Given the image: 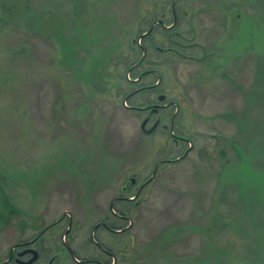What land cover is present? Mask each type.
Instances as JSON below:
<instances>
[{"label": "rangeland", "instance_id": "374dc122", "mask_svg": "<svg viewBox=\"0 0 264 264\" xmlns=\"http://www.w3.org/2000/svg\"><path fill=\"white\" fill-rule=\"evenodd\" d=\"M0 186V263L264 264V0H0Z\"/></svg>", "mask_w": 264, "mask_h": 264}, {"label": "flooded vegetation", "instance_id": "af4514ba", "mask_svg": "<svg viewBox=\"0 0 264 264\" xmlns=\"http://www.w3.org/2000/svg\"><path fill=\"white\" fill-rule=\"evenodd\" d=\"M167 29V28H166ZM166 108V106H163L162 109ZM155 114L158 113V111H154ZM148 121L147 120V123L148 124ZM160 123L159 121L155 123V125L157 126V124ZM154 125V126H155ZM135 183V182H134ZM133 183V184H134ZM41 239L38 238L36 240H32V241H28V242H25V244H22L21 248L18 249V250H21V252L19 251L18 253H15V254H8V259L7 261H4V263H0V264H28L35 256H36V261L32 264H38L40 263V261H44L45 263L47 262V259L45 258V260H42L43 258V253L41 250H37L35 248V245L37 242H39ZM96 246L100 249L101 247L98 245V243H96ZM36 253V254H35Z\"/></svg>", "mask_w": 264, "mask_h": 264}, {"label": "trees", "instance_id": "16d2710c", "mask_svg": "<svg viewBox=\"0 0 264 264\" xmlns=\"http://www.w3.org/2000/svg\"><path fill=\"white\" fill-rule=\"evenodd\" d=\"M133 184V183H132ZM1 187V186H0ZM1 191V190H0ZM4 202H5V205H6V207H8V209H10V215H13V214H16V212H15V210H14V208L11 206V204L9 203V201L7 200V198H4ZM0 218H2L1 216H0ZM109 229V228H108ZM171 230H169V232H170ZM178 231H180L179 229H178Z\"/></svg>", "mask_w": 264, "mask_h": 264}, {"label": "water", "instance_id": "95a60500", "mask_svg": "<svg viewBox=\"0 0 264 264\" xmlns=\"http://www.w3.org/2000/svg\"><path fill=\"white\" fill-rule=\"evenodd\" d=\"M163 99H164V97L162 96L160 99H158V100H160V101H163ZM146 123H147V121H145L144 122V124H143V128L145 127V125H146ZM157 127V126H156ZM156 127H155V129H156ZM133 183H134V181H133ZM36 254V253H35ZM36 261V256L28 263V264H32V263H34Z\"/></svg>", "mask_w": 264, "mask_h": 264}]
</instances>
